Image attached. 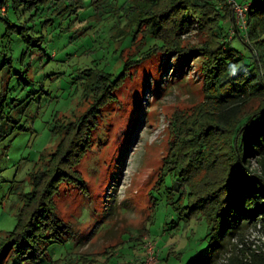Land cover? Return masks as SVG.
<instances>
[{"label":"rangeland","instance_id":"374dc122","mask_svg":"<svg viewBox=\"0 0 264 264\" xmlns=\"http://www.w3.org/2000/svg\"><path fill=\"white\" fill-rule=\"evenodd\" d=\"M250 1L235 0L242 8ZM231 7L235 15L227 41L237 28L244 34L248 29L247 17L244 23ZM35 9L20 3L10 7L8 19L0 17L1 129L9 131L0 138V236L15 227L24 193L32 191L34 175L48 165L64 137V129L55 135L54 127L78 120L94 102L83 94L82 69L98 64L117 76L127 62L128 73L112 90L114 98L101 105L87 146L72 158L68 174L80 181L64 175L53 194L74 239L51 244L48 254L63 264H194L209 245L207 219L163 199L186 190L181 180L166 176L173 168L172 122L191 120L206 102L207 60L200 55L185 60L172 50L144 57L143 33L130 46L116 41L100 49L93 43L100 29L79 28L76 14L45 26ZM182 41L215 44L216 38L196 26ZM233 44L244 48L238 37ZM134 56L140 60L132 62ZM256 166L251 158L250 167ZM258 229L247 230L245 239L264 252Z\"/></svg>","mask_w":264,"mask_h":264},{"label":"trees","instance_id":"16d2710c","mask_svg":"<svg viewBox=\"0 0 264 264\" xmlns=\"http://www.w3.org/2000/svg\"><path fill=\"white\" fill-rule=\"evenodd\" d=\"M20 3L36 8L45 26L76 14L79 28L100 29L93 39L100 49L116 41L130 46L143 33L144 57L156 50H172L185 60L193 55L207 60L206 102L191 120L172 122L173 168L166 176L181 180L186 190L163 200L207 219L209 245L194 264H217L222 251L230 252L223 264H264L261 246L248 245L245 239L246 231L258 224L264 234V0L247 3V33L237 28L231 41L226 35L234 14L228 0H11L9 9ZM196 26L212 33L216 43L183 44L182 37ZM237 37L242 50L233 44ZM137 56L131 61L138 62ZM128 65L123 63L117 76L98 64L82 69L83 94L94 102L78 120L54 127L55 135L64 129V137L48 165L34 175L32 191L24 193L15 227L0 236V264H63L48 254L49 246L72 243L75 235L72 225L59 215L53 194L64 175L80 181L68 174L72 158L87 146L101 105L114 98L112 90L126 77ZM4 117L1 112V139L9 134L1 129ZM251 158L256 167H250Z\"/></svg>","mask_w":264,"mask_h":264},{"label":"built area","instance_id":"2783aa9c","mask_svg":"<svg viewBox=\"0 0 264 264\" xmlns=\"http://www.w3.org/2000/svg\"><path fill=\"white\" fill-rule=\"evenodd\" d=\"M10 1L11 0H0V17H7L8 16V11H9V6H10ZM232 2V4L236 7V6H239L238 5V3H236L235 2V0H232L231 1ZM243 7V5L241 6H239L238 8L236 7V10H237V12H238V15H240V16H242V20L244 21V18H245V16H246V13H247V11H248V7H246V8H242ZM244 10V11H243ZM235 15V14H234ZM240 16L238 17V19L239 20H241L240 19ZM244 23H245V21H244ZM258 228H260V224H258ZM264 235V234H263ZM234 241H236L237 239H233ZM149 245H150V247H152V252H154V250H155V245L151 242V241H149ZM240 245H242V244H240ZM256 245L254 244L253 245V247H255ZM224 255V257L225 256H227L226 258H220V259H218V264H223V263H225L226 261H227V258H228V256L230 255V252H226V253H224L223 254ZM221 259H222V261H221Z\"/></svg>","mask_w":264,"mask_h":264}]
</instances>
